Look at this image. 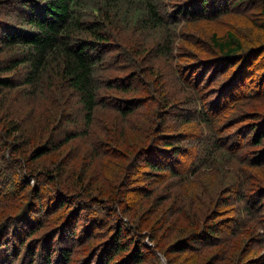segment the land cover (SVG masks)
<instances>
[{
    "label": "trees",
    "instance_id": "1",
    "mask_svg": "<svg viewBox=\"0 0 264 264\" xmlns=\"http://www.w3.org/2000/svg\"><path fill=\"white\" fill-rule=\"evenodd\" d=\"M164 1L0 0V114L14 104L8 103L13 93L31 99L55 90L61 105L72 99L76 106L61 111L57 122L56 115L45 118L40 128L49 134L47 141L36 143L31 159L77 136L92 139L88 126L105 104L102 87L126 93L135 82L144 84L140 71L108 75L122 68L121 55L140 68L147 65L137 60L140 56L151 63L157 57L171 62L170 33L178 34L181 24L245 10L256 12L264 32V0H187L169 7ZM144 30L152 39L146 41L155 43L148 55L121 41L129 38L122 36L127 32L136 37ZM259 32V43L250 48L232 30L225 38L213 35L221 56L184 63L179 80L188 95L161 100L151 141L122 171L116 197L87 194L84 172L63 180L61 165L54 173L35 170L24 162V149L18 160L0 151V171H6L0 183L14 196L23 195L20 210L0 222V264H148L150 255L156 264H264V253L255 251V246L264 250V183L258 175L264 169V108L245 109L264 101V35ZM111 50L122 52L109 58ZM152 66L147 81L168 77L166 69ZM220 76L229 81L213 87ZM139 104L116 107L126 116ZM8 114L12 118L0 128V143L10 141L7 146L18 152L22 145L16 142H24L25 131L12 108ZM99 153L105 158L107 150L94 152L95 159ZM224 172L230 174L216 180ZM76 186L80 190L70 193ZM156 190L165 199L156 201ZM167 200V208L160 209ZM99 202L105 204L101 210ZM195 208L197 213H190ZM153 212L160 214L155 221ZM111 221L104 238L101 230ZM171 230L174 238L166 233ZM161 231L164 235H157ZM236 237L246 239L247 247L228 249Z\"/></svg>",
    "mask_w": 264,
    "mask_h": 264
},
{
    "label": "rangeland",
    "instance_id": "2",
    "mask_svg": "<svg viewBox=\"0 0 264 264\" xmlns=\"http://www.w3.org/2000/svg\"><path fill=\"white\" fill-rule=\"evenodd\" d=\"M185 1L187 0H165L164 4L165 6L169 7L171 4L174 5L177 3H184ZM258 17L259 16L256 14V12L249 15L245 10L242 13H228L217 20H205L195 24H181L179 26L180 32L178 31V34L172 36L170 33L172 46H174L173 53H171V62H167V60L162 57H157L154 62L151 63L147 60L146 56H140L137 58V60L147 63L146 66L144 65L145 67L140 68L138 66L139 63L135 65L133 62H127V58L123 53H121L123 54V56L121 55L120 57L122 63L120 66H122V68H116L109 72L108 75L110 77H114L117 75H129L133 71H135L134 73L137 74L140 71L144 75V77H141L144 84L140 85V82H135L126 89L128 90L126 93H123L120 90H109L102 87L100 98L101 100H105V104L99 105V108L94 114L93 121L88 126L89 130L91 131V136L89 137L92 139L89 140L87 138L88 136H77L67 144L64 142H59L56 146L57 148L46 150L47 152L43 153L39 157L36 156L31 159L30 154L36 147H38L36 143L42 139H44L43 142L47 141V136L49 135L47 132L44 133L41 131L40 125L45 123V118L47 116H53L51 117L53 119L56 115L54 122H57L59 113L61 111H69V108H76L74 101L71 99L66 106L63 103V105H61L55 90L54 92L46 90L42 93L32 96L31 99H25L24 97L18 98V95L13 93L8 103L10 104L11 102H14V104L9 108H6L0 114V128L5 127L6 123L12 118L11 115L8 114V112H10V108H12V112L16 113L19 117V124L25 131L24 138L27 140V142H25V140L24 142H22L23 140L16 142V146L22 145L18 152H13L12 148L9 145L7 146L10 141L3 143L2 145L0 143V151H3L5 155H7L9 152L11 156L17 157L16 160H18L20 157L24 156L21 153V149H24L26 153H28L26 154L24 162L29 166V168L35 170L42 169V171L48 170L54 173L55 167L57 165H61L60 167H62L65 172L63 174V180H66V177L72 179V175L77 176L84 172V185L88 184V187L85 190L87 194H92L98 198H103L104 196L116 197L119 187L121 186V181H119V179L122 171L125 170L126 166H129L130 162L133 163V161L137 160L136 155L139 153V148L148 145V143L151 141V135L153 134V130L157 125L156 117L158 116V109L161 100L167 97L173 98L177 96L178 98H184L186 96L188 89L184 88L182 85L183 82L179 80V76L182 77L186 71L182 68L184 63L205 59L202 58L205 56H212V58L221 56L218 55L212 38L213 35L216 37L225 38L229 30H232L242 40L245 45L243 47L250 48L258 44L259 40L257 34L259 30H261L256 24ZM186 27H188L187 30ZM259 34L264 35V32L261 31ZM122 36L129 37L124 39L126 41H130L131 43H126L124 39L121 40L127 46V48H130L132 45H137L138 48L135 50H137V52H143V55L144 53L147 55L150 54L152 47H155L154 42L150 43L146 41H151L152 39L147 35L145 30L135 33L136 37L130 33L128 34V32ZM260 42H264V37ZM134 51L131 52L132 56L135 55ZM120 52L122 51L111 50L108 57L111 58L115 56L118 58L119 54L117 53ZM125 53L127 54L126 51ZM193 53L194 55L190 56ZM123 63H125V65H123ZM152 64L155 65L156 68L160 67L166 69L168 71V77H163L158 81H147L146 77L151 75V70H148V67L153 68ZM157 75L158 74L155 76L157 77ZM228 78L226 76H220L215 82H213L212 86L217 87L219 84L223 83L225 79H227L220 86L222 87L229 81ZM212 98L213 96H210L208 100H211ZM110 99L115 100V103L113 102V104L112 102H107V100ZM214 99H216L215 95ZM132 101H139V106L133 108L129 115H121V113L117 110L118 107H116V104L120 105L121 109H125L128 102L131 103ZM256 103L252 102L251 104L247 105L245 107L246 111H257L264 108V101ZM132 105L133 107L135 106L134 104ZM52 119L51 121H53ZM77 119L79 120L80 118L77 117ZM103 138H105L107 141H110V144L106 146H98L95 141L98 139L103 140ZM104 147L107 150V153L110 150L111 154L106 153L105 158H101L102 153H99L98 159H95L94 152H100V150H102ZM34 153L32 154V157ZM121 155L125 156V159L121 158ZM11 168L12 167H9V171L12 173L10 170ZM132 168L130 167L129 171ZM134 171L135 170L133 169V172ZM1 172L5 173L6 171L1 170L0 174ZM228 174L230 173L224 172L220 174L216 180H220L222 176ZM258 175H261V181L264 183V169L259 172ZM1 178L2 177L0 176V179ZM29 190L30 188H27L25 191V201L28 200L27 194ZM77 190L80 189L76 186V188L70 190V193ZM5 195L8 196L6 197ZM165 195L166 194L161 192V190L154 191L155 198L158 197L156 198V201L159 200V198L165 199ZM22 196L23 195H19V197L14 196V194H11V192H9V190L3 187L0 183V222L10 215H15L20 210L21 206L23 205V200H21ZM99 203L100 204L98 207L101 210L103 207H105V204L103 205V202ZM168 203H170V201L167 200V202L160 204L159 208H167ZM138 205L134 207L136 211H139ZM190 213H197V208L190 211ZM99 215L101 217H106L105 212L100 211ZM159 216L160 214L156 212H153L150 215L151 219L154 221ZM144 219L145 218H143V220ZM181 224L186 225L187 223L185 224V222H181ZM111 225L112 221L106 223L104 228H102L101 235L104 236V238L105 232ZM143 227L146 228V225L144 224ZM173 231L175 230H171L166 233L169 234ZM158 235L163 236L164 232L161 231ZM171 236L174 238L176 236L175 232H173ZM241 236L242 235L239 237ZM239 237L233 238V240H231V244L228 245V249L231 248L232 251H236L238 248L247 247L246 239ZM144 238L145 239L142 240L146 242L147 238ZM238 238L239 240L235 241ZM255 251L264 253V250L258 246H255ZM176 254L177 253H174L173 255L176 256ZM202 259L204 260L205 258ZM202 259L200 262L203 261ZM153 263L156 264L157 262L155 258H153V256L151 257L150 255L148 258V264ZM165 263L166 262L164 261V264Z\"/></svg>",
    "mask_w": 264,
    "mask_h": 264
},
{
    "label": "bare ground",
    "instance_id": "3",
    "mask_svg": "<svg viewBox=\"0 0 264 264\" xmlns=\"http://www.w3.org/2000/svg\"><path fill=\"white\" fill-rule=\"evenodd\" d=\"M47 82V81H46ZM65 82V81H64ZM67 82V81H66ZM42 83V82H41ZM53 83V82H52ZM46 85V84H45ZM48 86V85H47ZM53 86V85H51ZM55 86V85H54ZM60 86V85H59ZM50 89V88H49ZM58 90V89H57ZM61 91V90H60ZM65 196V195H64ZM69 198V197H68ZM56 206V205H55ZM250 216V215H249ZM158 235V234H157ZM151 236V235H150ZM154 240V239H153Z\"/></svg>",
    "mask_w": 264,
    "mask_h": 264
},
{
    "label": "water",
    "instance_id": "4",
    "mask_svg": "<svg viewBox=\"0 0 264 264\" xmlns=\"http://www.w3.org/2000/svg\"><path fill=\"white\" fill-rule=\"evenodd\" d=\"M166 264V263H165Z\"/></svg>",
    "mask_w": 264,
    "mask_h": 264
}]
</instances>
